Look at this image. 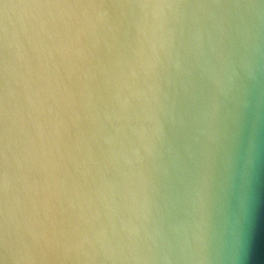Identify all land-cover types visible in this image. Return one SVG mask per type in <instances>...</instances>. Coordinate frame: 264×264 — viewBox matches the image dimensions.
<instances>
[{"label":"clouds","instance_id":"9594fccd","mask_svg":"<svg viewBox=\"0 0 264 264\" xmlns=\"http://www.w3.org/2000/svg\"><path fill=\"white\" fill-rule=\"evenodd\" d=\"M0 264H264V0H0Z\"/></svg>","mask_w":264,"mask_h":264}]
</instances>
